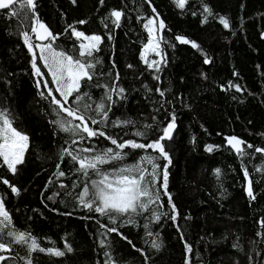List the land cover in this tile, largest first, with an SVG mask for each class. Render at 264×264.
<instances>
[{
	"label": "trees",
	"instance_id": "1",
	"mask_svg": "<svg viewBox=\"0 0 264 264\" xmlns=\"http://www.w3.org/2000/svg\"><path fill=\"white\" fill-rule=\"evenodd\" d=\"M205 5L213 13L207 22ZM152 8L159 14L157 23L163 20L166 25L159 33L163 37L159 39V71L150 69L140 55L149 38L144 23L156 16ZM112 9L124 12L120 27L111 23ZM36 11L54 34L64 33L73 24L86 34L104 37L101 50L94 53L100 60L97 75L82 91L99 101L104 86H111L118 72L116 83L124 93L122 98L112 94L115 103L109 117L134 121V125L107 131L125 140L147 142L133 133L147 131L148 140L155 139L175 114L176 128L166 145L171 158L168 192L179 215L175 221L170 218L174 213L161 189L160 201L151 206L161 214L159 221L149 211L136 216L134 224L122 223L119 231L127 240L117 233L101 235L105 231L101 224L111 222L107 216L79 206L74 198L81 188L72 185H82L86 178L75 172L78 165L70 157L60 160L70 137L52 123L59 117L48 88L42 82L37 87L42 78L34 73L32 53L21 35L28 28L19 17H11L9 10H0V107L11 112L13 126L29 137L25 163L18 166V173L12 175L6 166L0 167V177L14 183L20 194H13L0 182V196L5 198L14 227L30 231L41 247H53L54 241L55 247L63 249L67 240L73 248L63 257L39 251L29 256L26 247L16 244L11 253H0L13 257L5 264H26L29 258L32 264H104L108 259L105 252L116 264H264V227L259 223L264 218V154L242 145L248 155L241 157L226 141V137L236 136L264 148V0H187L183 9L174 0H105L103 5L99 0H76L75 4L72 0H37ZM221 16L229 20V28L220 23ZM104 18L108 28L101 22ZM79 20L87 23L78 25ZM178 35L200 47L180 43L175 39ZM30 36L35 40L33 33ZM55 43L68 50L77 42L64 34ZM206 57L211 63H204ZM37 64L54 90L47 69L39 59ZM157 76L159 79L154 78ZM229 82L242 90L227 88ZM53 94L60 98L55 91ZM145 125L152 127L145 129ZM91 145L114 147L103 138H93ZM206 145L219 147L208 152ZM82 146L90 145L85 142L72 148ZM127 151L129 164L145 154ZM58 163L66 173L59 180L54 175ZM158 163L167 162L161 159ZM50 178L53 183H48ZM249 179L255 200L247 195ZM61 183L66 187H60ZM9 239L4 237L5 242ZM101 239H105V247L100 246ZM153 241L160 245L158 249L152 247ZM185 243L191 246L190 253Z\"/></svg>",
	"mask_w": 264,
	"mask_h": 264
},
{
	"label": "snow or ice",
	"instance_id": "2",
	"mask_svg": "<svg viewBox=\"0 0 264 264\" xmlns=\"http://www.w3.org/2000/svg\"><path fill=\"white\" fill-rule=\"evenodd\" d=\"M104 2L105 0H99L100 5H103ZM148 2L151 3V0H148ZM72 3L75 4L76 0H72ZM174 3H176L178 8L183 9L187 0H174ZM36 9L37 0H0V10H9L11 17H19L22 23L27 26L28 30H22L21 35L24 44L28 47L29 52L32 53L34 73L42 78L37 80V87L42 82L44 87L48 88V96L52 98L51 103L56 106L53 111L59 117L52 123L57 125L62 132L69 134L70 144L61 150L60 160L63 162L65 156L70 157L74 165H78V167H75V172L86 178L82 181V185L76 183L72 185L74 189L81 188V191L75 193L74 196L79 206L89 212L99 213L108 217L111 223L101 224V228L105 230L101 233L102 236H107L109 233H117L127 240L128 238L119 231L122 223L134 224L136 216L143 215L149 211H152L155 221L160 220L161 214L152 210L151 206L160 201L162 189L163 194L168 197V204L174 213L170 218L175 221L179 213L176 211V205L168 192V165L171 164V158L166 145V141L173 138V132L176 128L175 114H172L171 120L160 130L161 134L155 139L148 140L147 131L138 129L133 133L135 137H141L147 142H138L136 139L125 140L119 137V134L114 135L107 131L110 127L134 125V121L119 119L113 121L109 117L112 105L115 103L112 94L115 93L122 98L124 93V89L116 83L119 80L118 72L112 85L104 86L106 91L99 101H94L89 93L82 91V88L97 75L96 66L100 63V60L94 53L101 50L100 46L104 42V37L96 33L86 34L85 31L78 30L73 24H69L64 29V33L54 34L50 27L40 19ZM203 11L207 14L204 17V21L207 22L208 16L213 15L212 10L205 5ZM152 12L156 16L149 17L144 23V28L149 33L144 51L150 50L160 55L161 53L158 51L159 42L154 35L157 31L156 21L159 14L155 8H152ZM123 16V10L112 9L110 17L114 19H112L111 23L116 27H120ZM141 19L143 18L141 17ZM106 20L107 18H104L101 22L104 23L105 28H108ZM219 21L224 28L230 27V22L226 17L221 16ZM86 23V20L76 22L78 25ZM165 28L164 21L159 20L158 30L163 31ZM30 33L35 34L40 40L49 41L42 45H35L36 48L40 49L38 57L33 50V45L30 43L32 39ZM64 34L74 37L77 42L71 49L66 50L55 43ZM111 38L109 33L108 39ZM159 39L162 40L163 37H159ZM175 39L180 43H191L194 48L200 47L194 41H189L183 36L178 35ZM38 59L51 76V83L56 85L54 90L48 87L49 81L43 79L44 73L41 72L37 64ZM141 59L145 60L150 69L155 68L156 71H159L158 61L148 62L145 59L144 52L141 53ZM204 63L209 64L211 60L206 57ZM113 67H115V64H113ZM128 67L132 68L133 65H128ZM154 78L159 79L158 76ZM227 88H235L236 91L242 90L240 85L232 82H229ZM53 91L58 93L60 98H57ZM157 91L160 90L157 89ZM40 95L44 96V93L41 92ZM160 95L163 96L164 93L160 91ZM14 121L15 117L12 116L11 112L6 108L0 107V160H2L0 167L6 166L12 175H16L19 170L18 166L25 163V153L29 148L28 135L14 127ZM151 127V125L144 126L145 129H150ZM93 138L108 140L114 147L98 149L95 145H91ZM226 141L241 157L248 155L242 145H246L248 149H254L255 152L264 154V148H256L236 136L226 137ZM85 142H88L90 146L72 148L73 145H83ZM66 143L68 142L66 141ZM218 147V145H206L205 150L211 152ZM128 149L142 150L145 154L129 164L126 162L129 156ZM148 150H151V152ZM85 153L88 155H85ZM152 153H157V155ZM161 159L167 162L163 166L158 163ZM106 165L111 167H105ZM56 169L57 171L54 175L57 180L66 175L65 171L61 169L60 163L56 165ZM257 170L260 171L261 169ZM215 173L219 177L221 170L217 168ZM244 175L246 178L249 177L247 168H244ZM0 182L8 186L13 194H20L21 190L9 179L0 177ZM48 183H53L51 178ZM60 187L63 188L66 185L61 183ZM246 191L252 200L256 199L250 179L248 180ZM58 194L56 193L55 195ZM49 199H52V197H49ZM160 206L162 207L163 205L161 204ZM68 214L70 215L71 213ZM259 223L261 227H264V218ZM144 227L147 229L148 225L145 224ZM148 235H152V233L148 231ZM257 235L261 234L257 233ZM5 236L10 238L7 242L4 240ZM128 242L132 243L130 240ZM51 243L53 247H41L38 238L33 236L30 231L16 229L11 213L6 208L5 198L0 196V253H11L13 245L16 244L26 247L29 256H31V253L39 251L52 256L63 257L66 252L71 253L73 251L71 244L67 240H65L63 249L55 247L54 241H51ZM100 246H106L105 239L100 240ZM133 247L135 246L133 245ZM152 247L158 249L160 245L153 241ZM185 247L187 252L190 253L192 251L189 244L185 243ZM104 254L108 257L104 264H116L109 252ZM12 258L11 256L0 254V264H5L8 259ZM26 264H32V260L30 258L27 259ZM186 264H188L187 261Z\"/></svg>",
	"mask_w": 264,
	"mask_h": 264
},
{
	"label": "rangeland",
	"instance_id": "3",
	"mask_svg": "<svg viewBox=\"0 0 264 264\" xmlns=\"http://www.w3.org/2000/svg\"><path fill=\"white\" fill-rule=\"evenodd\" d=\"M158 24H159V22L157 23V21H156V29H157V31L154 33V35L156 36V38H157V40H158V42H159V49H158V51L161 53L160 55H157L155 52H152V51H144V46H145V44H147V42H148V40H147V42L144 44V46L142 47V49H141V53L142 52H144V55H145V59L148 61V62H151V61H153V60H155V61H158L159 63H158V65L160 64V62H161V59H162V51H161V46H160V41H159V33H160V31L158 30ZM30 43H33L34 44V46L35 45H37V44H45V42H38V41H36V39L34 40H32L31 39V41H30ZM48 43V42H47ZM35 49H36V51H37V53H38V55H39V53H40V49L39 48H36L35 47ZM141 53H140V55H141ZM143 60V59H142ZM144 62H145V60H143ZM55 87H56V85H55ZM25 133V132H24Z\"/></svg>",
	"mask_w": 264,
	"mask_h": 264
},
{
	"label": "water",
	"instance_id": "4",
	"mask_svg": "<svg viewBox=\"0 0 264 264\" xmlns=\"http://www.w3.org/2000/svg\"><path fill=\"white\" fill-rule=\"evenodd\" d=\"M45 24H47L46 22H44ZM48 25V24H47ZM51 29V28H50ZM52 30V29H51ZM34 36H35V39H36V41H38V42H45V41H43V40H40V39H38L37 37H36V35L34 34Z\"/></svg>",
	"mask_w": 264,
	"mask_h": 264
}]
</instances>
